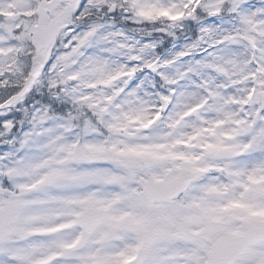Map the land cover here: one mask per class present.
<instances>
[{"label":"snow or ice","instance_id":"obj_1","mask_svg":"<svg viewBox=\"0 0 264 264\" xmlns=\"http://www.w3.org/2000/svg\"><path fill=\"white\" fill-rule=\"evenodd\" d=\"M0 264H264V0H0Z\"/></svg>","mask_w":264,"mask_h":264}]
</instances>
